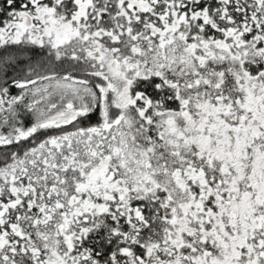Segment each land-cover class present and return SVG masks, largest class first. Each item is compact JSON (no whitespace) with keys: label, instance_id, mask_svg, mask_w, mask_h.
<instances>
[{"label":"snow or ice","instance_id":"6c2138e0","mask_svg":"<svg viewBox=\"0 0 264 264\" xmlns=\"http://www.w3.org/2000/svg\"><path fill=\"white\" fill-rule=\"evenodd\" d=\"M0 264H264V0H0Z\"/></svg>","mask_w":264,"mask_h":264}]
</instances>
